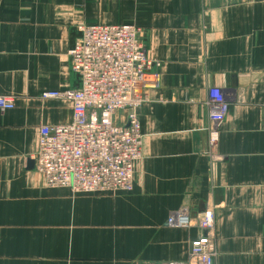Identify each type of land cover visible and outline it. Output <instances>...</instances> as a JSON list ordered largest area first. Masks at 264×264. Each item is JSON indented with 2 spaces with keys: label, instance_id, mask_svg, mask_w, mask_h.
<instances>
[{
  "label": "crops",
  "instance_id": "1",
  "mask_svg": "<svg viewBox=\"0 0 264 264\" xmlns=\"http://www.w3.org/2000/svg\"><path fill=\"white\" fill-rule=\"evenodd\" d=\"M83 25L137 27L151 63L129 193L50 189L35 171L39 128L71 121L41 95L78 88ZM211 89L229 104L214 147ZM0 96L16 106L0 111V264H197L206 231L169 228L180 209L213 212L214 264H264V0H0Z\"/></svg>",
  "mask_w": 264,
  "mask_h": 264
},
{
  "label": "built area",
  "instance_id": "2",
  "mask_svg": "<svg viewBox=\"0 0 264 264\" xmlns=\"http://www.w3.org/2000/svg\"><path fill=\"white\" fill-rule=\"evenodd\" d=\"M79 33L68 52L78 88L41 95L42 100L70 103L71 121L39 128L35 171L50 189H69L74 194L129 193L135 165L142 159L141 125L135 111L145 102L141 93L151 63L133 25H83ZM204 106L211 124L209 145L214 147L216 128L226 118L229 104L219 89H211ZM15 107L13 99L0 96V111ZM120 111L127 112L125 124L115 121ZM166 225L205 230L204 237L191 243L190 258L197 264H214L211 210L192 218L187 209H180L168 216Z\"/></svg>",
  "mask_w": 264,
  "mask_h": 264
},
{
  "label": "water",
  "instance_id": "3",
  "mask_svg": "<svg viewBox=\"0 0 264 264\" xmlns=\"http://www.w3.org/2000/svg\"><path fill=\"white\" fill-rule=\"evenodd\" d=\"M32 163V162H31ZM203 213V212H202Z\"/></svg>",
  "mask_w": 264,
  "mask_h": 264
}]
</instances>
